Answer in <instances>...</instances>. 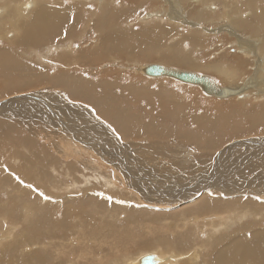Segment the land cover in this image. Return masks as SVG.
I'll return each instance as SVG.
<instances>
[{"label":"rangeland","instance_id":"1","mask_svg":"<svg viewBox=\"0 0 264 264\" xmlns=\"http://www.w3.org/2000/svg\"><path fill=\"white\" fill-rule=\"evenodd\" d=\"M160 1L162 0H156L154 1L153 4L148 3L144 5L141 2V0H120L119 3H115L114 5H112L114 9L112 7H109L110 9L106 8L104 15H101V12L98 13L99 15L94 14V16H92L91 14L87 15L85 13H82L81 16L83 17H81L80 15L77 16V17L80 16L81 19L77 17L74 19L75 29H73L74 27L72 28L74 32H72L71 30L72 33L69 34L71 35V37H68L66 39L67 37L66 36L65 38L59 41L58 40L56 41L50 40L46 42L42 41L41 46L38 47L39 49L36 47L35 49L31 48L32 50L29 49V51H26L20 49L14 43V45L10 47L11 49V51L9 52L10 54L8 53L9 55L6 54L5 56L0 57V102L16 94H32L34 92L35 93L37 92L40 95H42V93L45 95V92H50V95L53 96L55 95V93H59L58 96L60 97V99L65 100L67 104L72 105L74 103L73 106L76 105L79 108L81 107V109L86 113L87 112L89 113L91 111L90 114H85V115L91 117L93 122L99 124V126L93 129V131L97 130L100 134V136H96V137H98L100 140L110 145V148L114 149V151L117 152L119 155H122L124 153V155L122 156L125 157V161H129L128 159H130L131 162H133L131 165L127 164L128 171H131V173L134 170L139 171L140 167H138L139 165L137 164V161H135L134 163V156L136 157L139 156L138 158L142 159V161L145 160L144 162L140 161L141 162L140 166H143L142 164L146 165L144 166L146 168L140 169V171H142L141 173L143 175L145 174L144 176L148 177L149 179L156 181L157 184L159 183L160 187L162 184V182H160L161 179L163 177H166L163 178L164 182H169L173 187H175L176 188L175 192H177L180 189L182 191V188H188V189L185 192H181L182 194L176 195L175 197L172 196L171 198L170 197L162 198L161 196L162 187L157 188L158 192H153L151 191V189H149L148 185L145 183V188L148 187L147 189L150 190V191L147 190L149 193L147 191H142V190L138 192L136 188L131 186L133 185L134 180L128 177L129 174L126 172V170L123 169L124 167L120 165L119 163L120 161L115 162L113 160H109L115 163L114 164L103 163L101 159L98 158L97 155L91 149H87V147L85 146H81L82 148L80 147L83 154H80V156H78V154H76L75 151L73 150V144H69V141L67 139H64L63 135H60L59 132L57 138L55 139L56 136L54 135H57L55 133L57 130H55L52 126L51 127L49 126V129L43 128L40 131V129L36 128L35 130L34 126H31L32 122L34 124V121L32 120L30 124V118H26L22 120V118L19 119L17 117L9 118V117L1 116L0 117V163H1L0 166V232L1 233L0 235H6V236L11 235L12 238H10L7 241L8 243L5 242L0 247V264H22V263L48 264V262L50 264H61V263L81 264L82 262L75 263L76 260L75 258L79 256L81 249L80 245L83 243V241L87 242L86 244L85 243L84 244L88 246L87 249H89L91 252L92 251L94 252L96 250L95 248H97V250L99 251L100 244H103L101 254L104 257V259L103 262H101L102 264H106L107 260L109 261L111 259L116 260L115 263L118 262V264H121L122 260H125L124 262L125 264H127L131 260H134L137 257H139V254L140 255L143 254L145 256L146 255L151 256V252L157 253L160 256L163 255L164 257L168 258L173 251H177V253L180 254V255L178 254V256L180 257L182 256V258H180L176 262H171V264L215 263L216 250L214 248V243L217 237L209 238L205 236L206 232L204 233L203 231L199 233L200 235L198 234L199 235L198 237L197 235H195L196 234L195 231H191L190 229H182L175 231L174 233H172L173 232L172 229H168L170 218L172 220V218L174 217L175 218L180 217V215L182 214L181 212L182 211L184 212L185 210L198 211L197 209L201 208L204 205L206 199H208V197L210 196L209 194L211 193L214 194L216 192V189L214 188L213 189L210 188L211 190L209 189L208 186L211 183L208 185V182L207 183L204 182L207 184V185L204 184L205 185L204 187L205 188L208 187V188L204 189L203 192L201 191V189H203L202 188L203 185H200L201 183H203V181H208L209 179H210L209 181H211L214 174L216 176L215 178H213L212 182L216 180V177L217 180L225 179L227 182L229 181L231 183H234L236 181L235 183L237 184L239 183L240 185L238 187L240 189L237 190L243 191L242 190L243 187L245 190L248 191L247 194L241 192L238 193L239 191H234L230 193L231 195L228 194L229 196L227 195L225 196L224 194L217 192L220 195V197L219 196L216 197L217 204L220 205L223 203V205H226V207L229 208L230 211L232 212L241 211V208L245 210L249 209L248 211L250 213L261 211L262 215H260V217L259 216L257 217V220H260L261 223L257 222V220H255L254 223L253 221H251L252 218L244 221V223L248 226H251L252 224L253 226L256 225L257 227L254 226L255 228H261V229L264 228V217H263L264 216V202H263L264 185L261 186L260 183L257 182V180L262 179L264 177L263 174L264 163L262 162V160L264 159L262 156H260L259 159H257L255 156L257 160L255 158L253 159L252 157H250L251 153H249V151L245 148V147L250 148V145L246 143L235 145L234 150L233 148L228 149L230 144L238 140L253 139V138L258 140L264 139V104H263L264 99L259 98L258 100L255 97H253L252 95L254 94L255 90L250 89L247 92V94H250L252 92L251 96L242 98L245 101H243L242 99H238L236 97L223 98L221 99L222 100L221 101L220 99L217 100V98L213 96H209V95L206 96V94L197 85H191L186 83L184 84L172 78L148 77L143 73L141 74L140 71L139 72L137 71L141 67L148 65H161V66L164 65L173 68L175 70H179V71L188 70L187 72L192 71L195 74H199L200 76L201 75L207 76L213 79L216 84L218 83L219 85H221L223 83L219 82V78L218 76H216L214 72L210 70L207 71V69L203 70L204 68L201 66L203 65L211 66L212 64H224V65L229 64V66L233 64L231 66H234L238 62H241L242 59L244 58V60L246 59L249 60L248 65L250 66H248L246 63V68L248 69V72L251 71L252 73L250 72V74H248V72H246L247 69L245 68V64L242 66L245 69L242 67L240 68L238 67V68L240 69V72L242 73L243 71L242 74H244V76L241 74V78L249 79L254 76L253 74H255L254 71L255 67H253L254 65L253 66L251 65L254 64L253 59L251 57L248 58L247 56H245V54L238 53L237 52L238 49L232 50L233 47L231 45H230L231 49L228 48V45L225 48L224 45L226 43H231V42L233 43L235 42V39H231V37H226L227 36L226 34L217 36L214 34L212 35L206 33L201 30L200 32H203L206 35V38L211 37L213 41L208 43L205 38V41L202 44L205 47L201 50H197L196 52L195 46H193L191 42L180 38L181 36L178 38V34L182 35V37L183 35H185V37L191 36L189 35V33H187L186 30L187 29L195 30V28L199 27V25H197L198 23L196 24L195 27L192 28L188 26V24H186V22H184L182 19L179 20L176 18L173 19L168 18V20L167 19L165 20L164 16L152 18L154 16V14L152 13L161 14L162 12H169L171 8V5L166 1L164 2H160ZM180 2L182 3L183 1L177 0L173 2L175 6L173 7L172 10L174 11L178 10L177 14L174 15L177 17L180 16V12H179V7H177L176 5L178 3L180 4ZM160 7L162 10L158 12ZM187 7L189 6H183L182 9L184 10L181 11L184 12L189 11ZM89 10H93V9L90 8ZM126 10H129V13L126 12ZM191 12L193 11L191 10L190 13ZM115 13L120 14L119 15L120 21L114 16ZM90 17L92 18V20ZM113 17H115V19ZM87 18L88 19L90 18L91 22L85 20ZM187 19L188 18H186L185 20ZM169 20H171L172 22ZM219 20L220 19H217L216 21ZM86 21L88 23H86ZM85 24H88V28H87L88 30L86 32H88L89 35L86 33L87 36L84 35L85 36L84 38L80 35V31H83L82 27H84ZM99 25H104L103 34H106L110 29V30H115L118 33V35L122 37V39L119 41L116 47L108 45L107 48V46L104 47L103 44H101L99 39V34H100ZM175 25L179 28H177ZM160 27L161 29L162 28L170 29L172 31V34L169 35L171 33L170 32L164 36L157 37L153 33L152 35L150 34V32H147L148 34L146 33V31H149V29L154 30L153 31L154 33L160 32L158 30ZM215 27L216 26H213V28ZM175 28L178 29V34L175 31L176 30ZM129 32H133L134 34L133 33L131 34ZM4 33L8 37H10L12 36L11 34H13V31L8 30L7 32ZM87 37H89L90 39L87 40ZM73 38H75V40ZM64 41L65 43L63 44ZM5 43L6 41L0 40V48L2 47L6 48L7 45H9ZM140 43L143 44V46L140 45ZM220 43L223 44H221L220 46L219 45ZM208 45L212 49L209 48L208 50H206V48L209 47ZM69 46L71 48H74L75 51L80 47L79 50H81V53L79 54L73 52L72 54H77L75 55L77 57H75L72 54H68V52L62 51V55L54 59L53 56H56V54L53 52L56 49L68 50L70 49ZM140 46H142L143 48ZM51 47L53 48L51 49ZM55 47L57 48L55 49ZM94 48L95 51L93 50ZM215 48L217 50H214ZM126 50L128 51L126 52ZM186 50H187V53H185L186 55L188 54L189 50L192 51V54L189 51V55L190 56L192 55V57L189 58L190 60H193L194 63V64H189L192 67L189 65L181 64L182 57L177 56V54L183 55L184 51L186 52ZM11 52L14 53L12 54ZM35 52H37L38 54H34ZM161 53L162 54L165 53V55H168V57L165 55H162L163 56L162 57ZM108 56H110L111 58ZM239 56L240 57L243 56V57L240 58ZM217 58H219L220 60L218 59L219 60L218 61ZM234 58L236 59L240 58V59L236 61L234 60ZM53 59L57 61L58 66L57 65L54 66L55 61ZM101 59L102 62L100 61ZM90 60L91 62L89 63ZM214 60H216L217 62L215 63ZM221 61L224 62L222 63ZM231 61H233L234 63H231ZM68 63H76V64L72 66H68ZM35 71L38 73H36ZM60 74H64L63 80H65L66 85H68L69 83V88H66V86H64L63 84H59L60 79L58 75ZM247 74L249 76H247ZM53 78L56 79V81ZM154 78H156V80ZM241 78L240 79L238 78L237 82L234 80V87L238 88V86L240 85L239 84L240 80H244ZM76 79L78 80L81 79L80 81L82 87H84L85 91L88 94H91L94 98L103 96L106 97L110 102L112 101L111 104L113 106L115 105L114 108L116 109L118 115L124 116L125 114L126 116L130 117L132 121H135L137 119L138 120V121L136 120L137 123H139V121L140 123H144L145 121L150 120V123H157L162 128L166 126L167 127L161 130H155L154 132H150L152 134L150 133L147 134V132L145 133V131H142L144 133L137 132V133H133L132 135L130 134L132 137L130 135H127V137L126 135H121L120 132L122 130H120V122L112 119V117L111 118L108 117L106 115L107 113L100 111L102 109V106L97 107L92 102L86 100H83L84 101L83 102L82 99L72 96L73 94L70 93L69 91L71 87L70 83H72L73 81L76 83L77 82ZM104 80L107 81V84ZM99 81L100 83L97 84V82ZM120 88L122 89L120 90ZM25 106H27L28 108L30 107V109H32L30 104H25ZM97 108L98 109L101 108V109L97 110ZM118 108L121 111H124V113L121 112L120 110L118 111ZM120 112L123 115L120 114ZM191 115L192 117L194 116V119L190 117ZM197 116H199L198 119ZM157 117L160 118L158 119ZM93 118H95V121L93 120ZM180 118L183 120V123ZM93 122L88 121V124L91 127H93L94 126ZM148 122H145V124H147ZM194 122L195 124H193ZM174 124H175V129H174ZM176 124L179 125L177 126ZM107 125L108 126L110 125L111 127H108ZM203 125H206L205 127L207 126L208 127L204 128ZM43 126L45 127V124ZM115 126L118 129H116ZM57 127H59V125H57ZM113 129H116L115 131L116 134L115 132L112 131ZM186 130L188 132H186ZM173 132H175V134ZM188 133L191 135H189ZM38 134L39 135L42 134L41 137ZM182 134L185 135L183 136ZM260 134H262L263 136ZM145 135H147L148 137ZM50 136L53 137L51 138ZM111 137L113 138L111 139ZM186 137L188 139H186ZM36 138H40L41 140ZM45 140L47 141L49 140L48 142L50 144ZM151 142L153 144H151ZM173 143L174 145H172ZM210 143H213L214 145ZM210 146H211L210 148L211 151H209L208 148ZM179 147L181 148L182 152L180 151ZM214 147L216 148L217 152H215L216 150L214 149ZM223 148L228 149L229 151H226L227 153L225 155L223 154L222 156L221 154L219 156V153H221L222 150H224ZM124 149L126 150L124 151ZM206 149L208 151H206ZM196 151H197V155H196ZM187 152H190L189 157L188 155H184ZM62 155L65 157H63ZM216 155L219 157H216ZM73 156L74 158H72ZM126 156L128 157L126 158ZM206 156L208 158H206ZM210 157L213 159H211ZM82 159L85 163L79 161ZM194 159L197 163L194 161L192 162V160ZM210 159L214 161V163L211 162ZM76 160L78 161L76 162ZM202 160L203 161L205 160V162L207 160L206 162L207 165L205 162H204L205 164L201 162ZM248 160L252 165H254L253 173L249 172V174L248 173L242 174L240 173V171L234 170L232 166L234 162H238L237 164L238 167L239 166L245 167L244 164H246L245 162H247ZM15 161L17 165L16 163H14ZM199 161L200 164L202 163L203 165L201 164L199 166L198 163ZM79 162L82 163L84 166L82 164L80 166ZM227 162L231 163L232 165H230ZM68 163H70L71 165ZM98 163H100L102 166V169L100 170L96 168L98 166ZM220 163L222 166H220ZM186 164H188V166ZM68 167L71 168L68 169ZM181 167L182 169H180ZM200 167L201 168L206 167L205 168L206 170L204 168L201 170ZM214 168L215 169L217 168L216 169L217 171ZM35 170L38 171V175L37 176L31 175L27 177L28 182L21 183L20 179H17V177L21 175L23 172L25 173L24 175H26L28 174L27 172L35 171ZM195 170L199 172H196ZM208 170L209 173H207ZM224 170L227 172H225ZM191 171H194L195 173ZM6 174H9V180L4 179ZM164 174H166V176H163ZM236 175H238L239 177ZM203 177L206 178L203 179ZM166 179L169 181H165ZM88 180L90 181L89 183H87ZM30 181L32 183H30ZM252 181H255V183H250ZM195 182L200 186L198 187V185ZM29 185L33 186L31 187V189L32 188L35 189V187L37 186L36 190L39 191L40 193L33 189L30 190ZM87 185L88 187H86ZM39 186H41V188ZM26 188L28 189V191ZM255 189L260 190V192L258 191L259 192L258 194L260 195L254 192ZM192 190H194V192H189ZM16 191H18L17 194ZM133 191L138 192L137 196L131 194ZM41 193H43L42 196H40ZM44 196H47L48 199L45 200ZM13 197L16 198L14 199ZM56 198L59 200L61 199L60 202ZM121 200L125 203L122 204ZM231 202L234 205L230 206ZM250 203H252L253 206ZM254 205H257V207ZM67 211L70 212L68 213ZM135 212L137 213V215ZM115 213L117 215V218H112L111 216H114ZM82 214H84V216ZM59 215L65 216V221H63L62 224L58 225L60 227L55 225L57 220L56 216ZM78 215L84 217L86 222L88 221V225L87 223H84L83 226H81V228L80 226H75L74 223L78 221V218L82 220V218L79 217ZM138 215L140 217H138ZM207 216L209 215L206 214L202 215L203 218ZM237 227H235V230L239 228ZM13 229L15 232H13ZM78 232L80 233V235L78 234ZM22 233H24V235H22ZM41 233L43 234V236ZM181 233H185V235H182ZM47 234L49 236H47ZM78 235L81 237H79ZM78 237L81 239H79ZM48 238L50 239L48 240ZM198 238L200 241L198 240ZM78 239L80 240L79 242ZM194 240L195 242H193ZM208 241H212V242H208ZM206 242H208V244H206ZM36 243H39V245L40 244L41 245L39 246ZM9 245L12 247H9ZM23 245L26 246L24 247ZM209 245L212 246L210 247ZM197 247H204L203 250L205 251H200L199 248ZM38 248L41 251L40 250L38 251ZM187 250H189L188 253L186 252ZM193 250H196L197 254L199 255L197 260H193L192 262H190L189 259L186 257V255L190 254ZM61 251L63 252L62 255L58 256V253L61 254ZM67 251L69 253L68 255H67ZM33 252L36 255H34ZM46 252L47 254H45ZM97 254L98 253L96 252L94 256ZM118 255L120 258L118 257ZM31 258H33L32 261ZM38 258H40L39 261ZM29 259L31 263L29 262ZM126 259L128 260V262H126L127 261ZM90 263L91 260H89L84 264H90Z\"/></svg>","mask_w":264,"mask_h":264},{"label":"bare ground","instance_id":"2","mask_svg":"<svg viewBox=\"0 0 264 264\" xmlns=\"http://www.w3.org/2000/svg\"><path fill=\"white\" fill-rule=\"evenodd\" d=\"M154 1L156 0H141V2L145 5V4H153ZM166 1L167 3H169L171 5V8L169 10V12H162L160 13H152L154 14V16L152 18L155 17H160V16H164L165 20L168 18L173 19H179V20H183L184 22H186V24H188V26L190 27H195L196 24L199 25L198 28H195V30H186L187 33H189V35L191 36H187L185 37V35H180L178 34V29L179 27L175 28L177 34H178V38H182L185 39L189 42H191L193 44V46H195V50L197 52V50H201L203 49L205 46H203L202 44L205 41L206 35L201 31H204L206 33L209 34H214L217 36L220 35H227L226 37H231V39H235V42H231V43H226L224 46L226 48V46L228 45V48H230V45L233 47L232 50L234 49H238L237 52L240 54H245V56H247L248 58L251 57L253 59L254 64H251L253 67H255L254 71L255 74H253L254 76L249 78V79H244L241 78V74L240 72V67H242L245 64V68H246V63L247 65L249 64V60H244V58L242 59L241 62H238L236 65L231 66L233 64H231L229 66L228 65H224V64H212L211 66H201L204 69L203 70H210L212 72H214L216 74V76H218L219 78V82L223 83L221 85H219L218 83L216 84L215 81L207 76H202L205 77L208 82H209V86L207 87V95L209 96H213L215 98H217V100H221L223 98H229V97H236L238 99H242L245 98L247 96H251L250 94H247V92L250 89H254V94L252 95L253 97H255L256 99L259 100V98H263L264 99V0H182L184 4H182L180 2L176 5L177 7H179V12H180V16H174L177 14V11L172 10L173 7L175 6L173 2L177 1V0H162L160 2H164ZM120 0H0V40L6 41L7 47H2L0 48V57L5 56L6 54H8L11 49L10 47H12L14 45V43L23 50L29 51V49L33 48L35 49L36 47L38 48L39 46H41V42L42 41H50V40H62L63 38L66 39L68 37H71V35H69L70 33L74 32L73 29H75V24H74V19L78 16V15H82V13L85 14H91L92 16H94V14H98L101 12V15L105 14V9L112 7V5H114L115 3H119ZM142 4V5H143ZM166 5V4H165ZM163 6V5H162ZM183 6H189L187 7V9L189 11H181L184 10L182 9ZM116 7V6H115ZM90 8H92L93 10H89ZM113 8V7H112ZM163 8V7H162ZM176 8V7H175ZM29 9V10H28ZM110 9V8H109ZM114 9V8H113ZM129 9V8H127ZM165 9V8H164ZM161 7L159 8L160 12ZM193 11L190 13V11ZM107 11V10H106ZM126 12L129 13V10H126ZM151 14V15H152ZM84 15V14H83ZM99 15V14H98ZM120 14L115 13L114 16L119 20L120 19ZM128 15V14H127ZM131 15V14H130ZM179 15V13H178ZM77 17V18H80ZM86 16V15H85ZM84 16V17H85ZM96 16V15H95ZM83 17V16H81ZM89 17V16H87ZM115 17H113L115 19ZM126 17V16H125ZM131 17V16H130ZM86 18V17H85ZM91 18V17H90ZM90 18L85 19L90 21ZM186 18H188L187 20H185ZM220 19L219 21H216L217 19ZM81 19V18H80ZM84 19V18H83ZM92 20V18H91ZM115 21V20H114ZM120 21V20H119ZM130 21V19H129ZM159 21V20H157ZM171 21V20H169ZM172 22V21H171ZM86 23H88L86 21ZM178 23V22H177ZM148 26V25H147ZM204 26V27H203ZM208 26V27H207ZM213 26H216L215 28H213ZM74 27V28H73ZM123 27V26H122ZM182 27V26H181ZM73 28V29H72ZM88 24H85L84 27H82L83 31H80V35L82 37L85 38L84 35H86V33L88 34V32H86L88 29ZM114 28V27H113ZM170 28V27H169ZM185 28V27H183ZM94 29V28H93ZM103 29H104V25H99V39L101 44H103L104 47L108 45L110 46H115L119 43V41L122 39V37H120L118 35V33L115 30H108V32L106 34H103ZM121 29V28H120ZM8 30H12L13 34H11L12 36L8 37L4 32H7ZM72 30V32H71ZM160 32H153L154 30L149 29L150 34L152 35L155 34L157 37L160 36H164L167 33H170L169 35L172 34V31L170 29L167 28H162L161 27L158 29ZM77 33V32H76ZM129 33H133V32H129ZM134 34V33H133ZM148 34V33H147ZM89 35V34H88ZM87 36V35H86ZM176 36V35H175ZM154 37V35H153ZM152 37V38H153ZM169 37V36H168ZM171 37V36H170ZM173 37V36H172ZM224 37V36H222ZM79 38V36H78ZM75 40V38H73ZM90 39L89 37H87V40ZM170 39V38H169ZM215 39V36H214ZM153 40V39H152ZM206 41L208 43L212 42L213 39L211 37L206 38ZM217 41V40H216ZM13 42V43H10ZM96 42V41H95ZM153 42V41H152ZM182 42V41H181ZM5 43V44H6ZM65 43V41L63 42V44ZM146 43V42H145ZM173 43V42H172ZM177 43V42H176ZM180 43V42H179ZM152 44V43H151ZM178 44V43H177ZM181 44V43H180ZM184 44V43H182ZM220 43L219 45L221 46ZM76 45V44H75ZM138 45V44H137ZM140 45L143 46V44L140 43ZM146 45V44H145ZM212 45V44H211ZM82 46V45H81ZM140 46V47H142ZM209 46V45H208ZM213 46V45H212ZM215 46V45H214ZM223 46V47H224ZM70 47V46H69ZM102 47V46H101ZM168 47V46H167ZM177 47V46H176ZM183 47V46H182ZM185 47V46H184ZM53 47H51L52 49ZM57 47H55L56 49ZM67 48V47H66ZM91 48V47H90ZM106 48V49H107ZM130 48V47H129ZM143 48V47H142ZM212 49L210 46L206 48V50L208 49ZM39 49V48H38ZM80 47L75 51L74 48L70 49H56L53 53L56 54V56H53L54 59H56L57 57L62 55V51L63 52H68V54H72L73 52L75 53H81V50H79ZM136 49V48H135ZM134 49V50H135ZM190 49V48H189ZM231 49V48H230ZM229 49V50H230ZM32 50V49H31ZM37 50V49H36ZM95 51V48L93 49ZM110 50V49H109ZM193 50V49H192ZM214 50H217L216 48ZM224 50V49H223ZM221 50V51H223ZM13 51V50H12ZM35 51V50H34ZM33 51V52H34ZM79 51V52H78ZM92 51V49H91ZM105 51V50H104ZM128 50H126L127 52ZM136 51V50H135ZM151 51V50H150ZM176 51V50H175ZM174 51V52H175ZM190 51V50H189ZM189 51L188 54L186 55L185 53H187L184 51L183 55L177 54L178 57H182L181 59V64H185V65H189V64H194L193 60H190L189 57H192V55H189ZM15 52V51H14ZM14 52H11L12 54ZM38 52V51H37ZM37 52H35L34 54H38ZM40 52V51H39ZM51 52V50H50ZM192 54V51H190ZM236 52V53H237ZM106 53V52H105ZM130 53V51H129ZM150 53V52H149ZM152 53V52H151ZM173 53V51H172ZM177 53V52H176ZM220 53V52H219ZM10 54V53H9ZM8 54V55H9ZM86 54V53H85ZM160 54V53H159ZM53 55V54H52ZM73 56L77 55V54H72ZM102 55V54H101ZM165 55L161 53V56ZM232 55V54H231ZM31 56V54H30ZM64 56V55H63ZM70 56V55H69ZM97 56V55H96ZM168 57V55H165ZM164 56V57H165ZM175 56V55H174ZM42 57V56H41ZM65 57V56H64ZM77 57V56H75ZM103 57V56H102ZM105 57V56H104ZM110 57V56H108ZM163 57V56H162ZM223 57V56H222ZM240 57V56H239ZM243 56H241L240 58H242ZM45 58V57H44ZM52 58V57H51ZM92 58V57H91ZM111 58V57H110ZM173 58V56H172ZM189 58V59H188ZM195 58V57H194ZM233 58V57H232ZM238 58V56H237ZM239 58V59H240ZM246 58V57H245ZM53 59V60H54ZM60 59V58H59ZM71 59V58H70ZM113 59V58H112ZM163 59V58H162ZM161 59V60H162ZM166 59V58H165ZM170 59V56H169ZM178 59V58H177ZM192 59V58H191ZM219 58H217L218 60ZM225 59V58H224ZM223 59V60H224ZM239 59L234 58V60L238 61ZM64 60V59H63ZM96 60V59H95ZM180 60V59H179ZM197 60V59H196ZM220 60V59H219ZM218 60V61H219ZM251 60V59H250ZM39 61V60H38ZM48 61V60H47ZM51 61V60H49ZM54 66L57 65V61L54 60ZM81 61V60H80ZM79 61V62H80ZM102 62V59L100 60ZM166 61V60H165ZM195 61V60H194ZM200 61V60H199ZM215 63L217 62L216 60H214ZM36 62V61H35ZM88 62V61H86ZM91 62V60L89 61V63ZM115 62V61H114ZM168 62V61H167ZM222 62V61H221ZM224 62V61H223ZM222 62V63H223ZM34 63V62H32ZM77 63V62H76ZM76 63H68V66H72ZM83 63V62H82ZM110 63V62H109ZM108 63V64H109ZM199 63V62H198ZM214 63V62H213ZM231 63H234L233 61H231ZM79 64V63H78ZM115 64V63H114ZM86 65V64H85ZM90 65V64H89ZM58 66V65H57ZM81 66V65H79ZM108 66V65H107ZM114 66V65H113ZM142 66V65H141ZM165 68H168L170 70H175L173 68L167 67L162 65ZM191 66V65H189ZM250 66V65H248ZM251 66V67H252ZM112 67V66H111ZM123 67V66H122ZM139 67V66H138ZM137 67V68H138ZM192 67V66H191ZM232 67V68H231ZM239 67V68H238ZM46 68V67H45ZM140 68V67H139ZM142 68L138 69L137 71L142 74ZM244 68V67H242ZM244 68V69H245ZM243 69V70H244ZM247 69V68H246ZM118 70V69H117ZM242 70V69H241ZM59 71V70H58ZM188 71V70H187ZM30 72V71H29ZM36 72V71H35ZM190 72V71H189ZM192 72V71H191ZM248 72V69L247 71ZM251 71L248 72V74H250ZM38 73V72H36ZM35 73V74H36ZM42 73V72H41ZM65 73V72H64ZM194 73V72H192ZM252 73V72H251ZM68 74V73H67ZM66 74V75H67ZM246 74V73H245ZM247 74V76H249ZM37 75V74H36ZM40 75V74H39ZM46 75V74H45ZM199 75V74H197ZM244 76V74H242ZM143 76V75H142ZM200 76V75H199ZM242 76V77H243ZM51 77V76H50ZM59 79H60V83L59 84H63L64 86H66V88H69V83L68 85H66L65 80H63L64 78V74H60L58 75ZM77 77V76H75ZM149 77V76H148ZM162 78V76H159ZM79 78V77H78ZM165 78H171V77H165ZM244 79V80H240V85L238 86V88L234 87V80L237 82V79ZM54 79V78H53ZM142 79V78H141ZM153 79V78H152ZM156 80V78H154ZM173 79V78H172ZM41 80V79H40ZM56 81V79H54ZM53 80V81H54ZM77 82L75 83L74 81L72 83H70L71 87H70V93H72V96L78 97L79 99L86 100L89 102H92L93 104H95L97 107L98 106H102V109L100 111H103L105 113H107L106 115L108 117H112V119L117 120L118 122H120V130H122L120 132L121 135H132L133 133H137V132H142L145 131V133L147 132V134H149L150 132H154L155 130H161L163 128L166 127H160L157 123H150V120L145 121L148 122L147 124L144 123H137V121H132V119L128 116H126L124 114V116L118 115L116 109L114 108V106L111 104V102L103 96H99L94 98L91 94H88L85 91V88L82 87L81 85V79L78 80L76 79ZM86 80V79H85ZM159 80V79H158ZM164 80V79H163ZM166 80V79H165ZM175 80V79H174ZM44 81V80H43ZM105 81V80H104ZM178 81V80H177ZM70 82V81H69ZM107 84V81H105ZM180 82V81H179ZM83 83V82H82ZM100 83L97 82V84ZM109 83V82H108ZM183 83V82H181ZM122 84V83H121ZM185 84V83H184ZM187 84V83H186ZM77 85V86H76ZM93 85V84H92ZM117 86V85H116ZM190 86V85H189ZM225 86V87H224ZM228 86V87H226ZM63 87V86H62ZM86 87V86H85ZM233 87V88H231ZM113 88V87H112ZM111 88V89H112ZM107 89V88H106ZM122 88H120L121 90ZM131 89V88H130ZM118 90V89H117ZM119 90V91H120ZM139 90V89H138ZM44 92V91H43ZM62 92V91H61ZM113 92V91H112ZM69 93V92H68ZM53 94V93H52ZM62 94V93H61ZM108 94V93H107ZM111 94V93H110ZM204 94V93H203ZM24 95H29V98H24ZM59 93H55V95H50V92H45V95L42 93V95L38 94L37 92L32 93V94H16L12 97H9V99H4L3 101L0 102V117L4 116V117H9V118H22L26 119V118H30V124L31 121H34V124L32 122L31 126H34V129H49V126L53 127L55 130H57L55 133L57 135L55 139L57 138L58 134L60 133V135H63L64 139H67L69 141V144H73V150L75 151L76 154H78V156H80V154H83V152L81 151V146H85L87 147V149H91L98 158L101 159V161L103 163H110V164H114L115 162H119L120 165H122L124 168V170H126V172L129 174L128 177H130L132 180H134L133 185H131L132 187L136 188V190L139 191H147L148 187L149 189H151V191L153 192H158L157 188L160 187L159 183L157 184L156 181L149 179L148 177L144 176L140 171V169L146 168L144 166V164H142L143 166H140L142 159L134 156V163L135 161H137V165L139 168V171L134 170L132 173L131 171L127 170V164L131 165L133 162H131L130 159H128L129 161H125V157L122 156L124 155V153L122 155H119L117 152L114 151V149L110 148V145H108L107 143L103 142L102 140H100L98 137L96 136H100L99 132L97 130H94L97 126H99L98 123L93 122L91 117H88L85 114H90V112L86 113L84 112L81 107H77L76 105L73 106L70 104H67V102L65 100L60 99V97L58 96ZM218 95H225L224 97H219ZM63 98V97H62ZM71 98V97H70ZM111 99V97H110ZM183 99V97H182ZM130 100V99H129ZM156 100V99H155ZM243 100V99H242ZM261 100V99H260ZM85 101V102H86ZM222 101V100H221ZM241 101V100H240ZM245 101V100H243ZM257 101V100H256ZM84 102V101H83ZM249 102V101H247ZM253 102V101H252ZM262 102V101H261ZM137 103V102H136ZM263 103V102H262ZM25 104H30V106L32 107V109H30V107L28 108L27 106H25ZM264 104V103H263ZM94 105V106H95ZM83 106V104H82ZM46 109V110H45ZM97 108V110H99ZM120 109L118 108V111ZM44 111V113H43ZM121 111V110H120ZM138 111V110H137ZM124 113V111H121ZM120 112V114H122ZM165 114V112H164ZM185 114V113H184ZM192 114V113H191ZM83 117H82V116ZM123 115V114H122ZM138 115V114H135ZM174 115V114H173ZM172 115V116H173ZM186 115V114H185ZM194 115V114H193ZM91 116V115H89ZM136 117V116H135ZM178 117V116H177ZM192 117V115L190 116ZM199 116H197L198 119ZM149 118V117H148ZM158 118V117H157ZM160 118V117H159ZM158 118V119H159ZM166 118V117H165ZM188 118V117H187ZM169 119V118H168ZM173 119V118H170ZM175 119V118H174ZM181 119V118H180ZM192 119H194V116L192 117ZM200 119V118H199ZM5 120V119H4ZM93 120L95 121V118H93ZM111 120V119H110ZM157 120V119H156ZM155 120V121H156ZM162 120V119H160ZM182 120V119H181ZM2 121V120H1ZM88 121L93 122V127H91L88 124ZM97 121V120H96ZM99 121V120H98ZM108 121V120H107ZM144 121V119H143ZM152 121V120H151ZM158 121V120H157ZM164 121V120H163ZM176 121V120H175ZM202 121V120H200ZM8 122V121H7ZM12 122V121H11ZM101 122V121H100ZM105 122V120H104ZM162 122V121H161ZM165 122V121H164ZM173 122V121H172ZM179 122V121H178ZM13 123V122H12ZM17 123V122H16ZM20 123V122H19ZM23 123V122H22ZM28 123V122H27ZM177 123V122H176ZM183 123V120H182ZM185 123V122H184ZM201 123V122H200ZM45 124V127L43 126ZM101 124V123H100ZM163 124V123H162ZM195 124V122L193 123ZM10 125V123H9ZM57 125H59V127H57ZM177 125V124H176ZM179 125V124H178ZM177 125V126H178ZM47 126V127H46ZM101 126V125H100ZM108 126V125H107ZM204 128L206 125H203ZM17 127V126H16ZM109 127V126H108ZM190 127V126H189ZM188 127V128H189ZM116 129H118L115 126ZM173 128V127H171ZM186 128V127H185ZM203 128V127H202ZM22 129V128H21ZM24 129V128H23ZM115 129V130H116ZM169 129V128H168ZM174 129H175V124H174ZM177 129V127H176ZM184 129V128H183ZM181 130V129H180ZM189 130V129H188ZM206 130V129H205ZM204 130V131H205ZM28 131V130H27ZM113 131V130H112ZM169 131V130H168ZM174 131V130H171ZM193 131V130H192ZM195 131V130H194ZM203 131V130H202ZM22 132V131H21ZM59 132V133H58ZM109 132V131H108ZM118 132V131H117ZM159 132V131H158ZM178 132V131H177ZM186 132H188L186 130ZM11 133V132H10ZM112 133V132H111ZM144 133V132H142ZM160 133V132H159ZM158 133V134H159ZM166 133V132H164ZM169 133V132H168ZM175 134V132H173ZM192 133V132H191ZM33 134V133H32ZM116 134V132H115ZM141 134V133H140ZM152 134V133H150ZM161 134V133H160ZM189 134V133H188ZM39 135V134H38ZM42 134H40L39 136L41 137ZM108 135V134H107ZM110 135V133H109ZM130 135V136H131ZM165 135V134H164ZM163 135V136H164ZM177 135V133H176ZM175 135V136H176ZM183 135V134H182ZM185 135V134H184ZM183 135V136H184ZM191 135V134H189ZM262 135V134H260ZM34 136V135H33ZM36 136V135H35ZM112 136V135H111ZM129 136V138H130ZM147 136V135H145ZM155 136V135H154ZM168 136V135H167ZM170 136V134H169ZM174 136V135H172ZM171 136V137H172ZM188 136V135H187ZM196 136V135H195ZM198 136V135H197ZM263 136V135H262ZM261 136V137H262ZM43 137V136H42ZM51 137V136H50ZM53 137V136H52ZM51 137V138H52ZM109 137V136H108ZM114 137V136H113ZM111 137V139L113 138ZM125 137V136H124ZM132 137V136H131ZM148 137V136H147ZM159 137V136H158ZM178 137V136H177ZM191 137V136H190ZM45 138V136H44ZM117 138V137H116ZM115 138V139H116ZM151 138V137H150ZM149 138V139H150ZM160 138V137H159ZM165 138V137H164ZM167 138V137H166ZM192 138V137H191ZM194 138V137H193ZM200 138V137H199ZM36 139H40V138H36ZM47 139V138H46ZM54 139V138H53ZM61 139V137H60ZM63 139V141H64ZM102 139V138H101ZM118 139V138H117ZM161 139V138H160ZM184 139V137H183ZM186 139H188L186 137ZM185 139V140H186ZM197 139V138H195ZM41 140V139H40ZM104 140V139H103ZM155 140V139H153ZM162 140V139H161ZM184 140V141H185ZM190 140V139H189ZM243 140H251L254 142L253 146H250V148L245 147L249 153H251L250 157H252L253 159L256 158L259 159L260 156L263 157L264 159V146H261L264 144V139L258 140V139H242V140H238V141H243ZM263 140V141H262ZM47 141V140H45ZM49 141V140H48ZM47 141V142H48ZM59 141V140H58ZM118 141V140H116ZM150 141V140H149ZM152 141V140H151ZM187 141V140H186ZM198 141V140H197ZM46 142V143H47ZM60 142V141H59ZM58 142V143H59ZM127 142V141H126ZM147 142V141H146ZM156 142V141H155ZM188 142V141H187ZM205 142V141H204ZM217 142V141H215ZM41 143V142H40ZM44 143V142H42ZM49 143V142H48ZM62 143V142H61ZM66 143V142H65ZM119 143V142H117ZM121 143V142H120ZM130 143V142H128ZM145 143V142H144ZM157 143V142H156ZM176 143V142H175ZM219 143V142H218ZM28 144V143H27ZM50 144V143H49ZM113 144V143H112ZM127 144V143H126ZM151 144H153L151 142ZM158 144V143H157ZM181 144V142H180ZM212 145H214L213 143H210ZM216 144V143H215ZM244 144V143H243ZM114 145V144H113ZM174 145V143L172 144ZM193 145V144H191ZM190 145V146H191ZM228 145V144H227ZM240 145V144H239ZM47 146V145H46ZM65 146V145H63ZM127 146V145H126ZM216 146V145H215ZM230 147L228 149H235L234 145H229ZM243 146V145H241ZM245 146V145H244ZM6 147V145H5ZM27 147V146H26ZM37 147V146H36ZM41 147V146H40ZM43 147V146H42ZM52 147V145H51ZM56 147V146H55ZM62 147V145H61ZM69 147V146H68ZM81 147V148H80ZM117 147V146H116ZM130 147V145H129ZM45 148V147H44ZM57 148V147H56ZM66 148V147H65ZM126 148V147H125ZM180 148V147H179ZM178 148V149H179ZM209 151L211 146L208 147ZM54 149V148H53ZM85 149V148H84ZM161 149V148H159ZM163 149V148H162ZM195 149V148H194ZM198 149V148H197ZM205 149V148H204ZM214 149L216 150V148L214 147ZM224 149V148H223ZM228 149H224L222 150L221 153H219V156L222 154L225 155L227 152L229 151ZM27 150V149H26ZM45 150V149H44ZM51 150V148H50ZM65 150V149H64ZM68 150V149H67ZM83 150V149H82ZM126 149H124L125 151ZM186 150V149H184ZM237 150V149H236ZM43 151V150H42ZM49 151V150H48ZM55 151V150H54ZM129 151V150H128ZM159 151V150H158ZM157 151V152H158ZM179 151V150H178ZM181 151V148H180ZM193 151V150H192ZM204 151V150H203ZM202 151V152H203ZM206 151H208L206 149ZM219 151V150H218ZM232 151V150H231ZM34 152V151H33ZM52 152V150H51ZM73 152V151H72ZM87 152V151H86ZM137 152V150H136ZM182 152V151H181ZM201 152V151H198ZM205 152V151H204ZM214 152V151H213ZM217 152V150L215 151ZM244 152V151H243ZM38 153V152H37ZM41 153V152H40ZM67 153V152H66ZM146 153V152H145ZM156 153V152H155ZM207 153V152H206ZM230 153V152H229ZM228 153V154H229ZM232 153V152H231ZM238 153V152H237ZM58 154V153H57ZM93 154V153H92ZM126 154V153H125ZM150 154V153H149ZM161 154V153H160ZM184 154V153H183ZM182 154V155H183ZM208 154V153H207ZM206 154V155H207ZM242 154V153H241ZM35 155V154H34ZM137 155V154H136ZM164 155V154H163ZM184 155H188V157L190 156V152H187ZM196 155H197V151H196ZM243 155V154H242ZM241 155V156H242ZM248 155V154H247ZM30 156V155H29ZM36 156V155H35ZM63 156V155H62ZM208 156V155H207ZM206 156V158H208ZM216 155V157H219ZM233 156V155H232ZM240 156V157H241ZM65 157V156H63ZM69 157V156H68ZM128 156H126L127 158ZM185 157V156H184ZM192 157V156H191ZM238 157V156H237ZM243 157V156H242ZM15 158V157H14ZM74 158V156L72 157ZM78 158V157H77ZM144 158V157H143ZM196 158V157H193ZM192 158V159H193ZM211 158V157H210ZM227 158V155H226ZM230 158V157H229ZM255 158V159H256ZM11 159V158H10ZM63 159V158H62ZM148 159V158H147ZM213 159V158H211ZM210 159L211 162L214 163V161H212ZM232 159V158H231ZM244 159V158H243ZM256 159V160H257ZM20 160V159H19ZM23 160V159H21ZM71 160V159H70ZM99 160V159H98ZM109 160H113L115 162L109 161ZM144 160V159H143ZM174 160V159H173ZM215 160V159H214ZM217 160V159H216ZM223 160V159H222ZM241 160V159H240ZM65 161V160H63ZM74 161V160H72ZM78 160H76L77 162ZM80 162H84L83 159L79 160ZM100 161V160H99ZM145 161V160H144ZM142 161V162H144ZM196 162L195 159L192 160V162ZM209 161V163H210ZM235 161V160H234ZM242 161V160H241ZM3 162V161H2ZM75 162V163H76ZM79 162V163H80ZM150 162V161H148ZM180 162V161H179ZM201 162H205V160L201 161ZM207 162V160H206ZM205 162V163H206ZM216 162V161H215ZM233 162V161H232ZM245 162V161H244ZM262 162L264 163V160H262ZM16 163V161L14 162ZM65 163V162H64ZM74 163V162H73ZM80 163V166L81 164ZM85 163V162H84ZM197 163V162H196ZM199 166L202 164H200V161L198 162ZM204 163V164H205ZM222 163V162H221ZM220 163V166H222ZM225 163V161H224ZM229 163V162H227ZM246 164H244L245 167L243 166H237L238 162H234L233 165L231 163H229L230 165L233 166L234 170H238L240 171V173L242 174H246L249 172L253 173V168L254 165H252L249 160L247 162H245ZM262 163V165H263ZM70 164V163H68ZM109 164V165H110ZM17 165V163H16ZM71 165V164H70ZM83 165V164H82ZM88 165V164H87ZM188 166V164H186ZM191 165V164H190ZM203 165V164H202ZM207 165V163H206ZM211 165V164H210ZM1 166V163H0ZM74 166V165H73ZM84 166V165H83ZM86 166V165H85ZM92 166V165H91ZM119 166V165H118ZM159 166V165H158ZM182 166V165H181ZM192 166V165H191ZM218 166V164H217ZM20 167V166H19ZM148 167V166H147ZM185 167V166H184ZM202 167V166H201ZM200 167V168H201ZM212 167V166H211ZM216 167V166H215ZM41 168V167H40ZM71 167H68V169H70ZM95 168V167H94ZM93 168V169H94ZM98 168V170L102 169V166L100 163H98V166L96 167ZM134 168V167H133ZM204 169L206 167H203ZM201 168V170L203 169ZM208 168V167H207ZM23 169V168H21ZM73 169V167H72ZM130 169V168H129ZM182 169V167L180 168ZM210 169V168H209ZM213 169V168H212ZM215 169V168H214ZM217 169V168H216ZM215 169V170H216ZM19 170V169H18ZM157 170V169H156ZM190 170V169H188ZM193 170V169H192ZM197 170V169H196ZM195 170V171H196ZM200 170V169H198ZM206 170V169H205ZM233 170V169H232ZM256 170V169H255ZM260 170V169H259ZM78 171V170H77ZM217 171V170H216ZM223 171V170H222ZM225 171V170H224ZM160 172V171H159ZM190 172V171H189ZM194 172V171H191ZM199 172V171H196ZM215 172V171H214ZM227 172V171H225ZM28 174L24 175L25 173L23 172L21 175H19V179L20 181H23V183L28 182L27 177L34 175L37 176L38 175V171H29L27 172ZM34 173V174H33ZM188 173V172H187ZM186 173V174H187ZM195 173V172H194ZM209 173V170L208 172ZM220 173V172H218ZM4 174V173H3ZM200 174V173H199ZM198 174V175H199ZM202 174V172H201ZM200 174V175H201ZM230 174V173H229ZM235 174V173H234ZM233 174V175H234ZM241 174V175H242ZM247 174V175H248ZM264 174V173H263ZM49 175V174H48ZM147 175V174H146ZM191 175V174H190ZM196 175V174H195ZM213 175V174H212ZM232 175V174H231ZM251 175V174H250ZM261 175V174H260ZM163 176H166V174H164ZM186 176V175H185ZM207 176V174H206ZM215 174L212 177L211 180V184H210V179L208 181H203V183H201L200 185H203V189H201V191L203 192L204 189H207L209 187L210 188H214L216 189V192L214 194H209L207 196L208 199H204L205 203L201 208H198V211H193V210H188V211H182L180 214V217L175 218H170V223H169V227L168 229H172L174 233L175 231L178 230H182V229H190L191 231H195V235H197L199 237V233L201 231H203L204 233L206 232L205 236L212 238V237H217L215 243H214V248H215V253H216V259H215V263L212 264H264V228H255L253 224L251 226H248L244 223V221L252 218L251 221H253L255 223V220H257V217L260 215H262L261 211H257V212H249L248 210L242 209L241 207V211H235L232 212L230 211L229 208L226 207V205L217 204V200L216 197H220V195L217 192H220L222 194H224L225 196H229L228 194H230L231 192L234 191H239L237 189L240 185L239 183H231V182H227L225 179L223 180H216L213 181V178H215ZM227 176V175H225ZM238 176V175H236ZM150 177V176H149ZM155 177V176H154ZM152 177V178H154ZM178 177V176H177ZM234 177V176H233ZM239 177V176H238ZM12 178V177H10ZM166 178V177H163ZM161 179L160 182H162L161 187H162V192H161V196L162 198H167V197H172V196H176V195H180L182 194L181 192H185L188 188H182L176 191V188L173 187L169 182H164V179ZM197 178V177H195ZM206 177H203V179ZM208 178V176H207ZM223 178V177H222ZM230 178V177H228ZM245 178V176H244ZM6 180H9V174L5 175ZM86 179V178H84ZM188 179V178H187ZM241 179V178H239ZM2 180V179H1ZM117 180V179H116ZM202 180V179H200ZM261 180V181H260ZM19 181V182H20ZM92 181V180H91ZM159 181V180H158ZM165 181H169V180H165ZM176 181V180H175ZM218 181V182H217ZM232 181V180H231ZM240 181V180H239ZM243 181V179H242ZM249 181V180H248ZM2 182V181H1ZM18 182V183H19ZM90 181L88 180L87 183H89ZM97 182V181H96ZM197 182V181H196ZM195 182V183H196ZM204 182H209L208 183V187H204L206 183ZM217 182V183H216ZM257 182L260 183L261 186L264 185V177L262 179L257 180ZM30 183H32L30 181ZM84 183V182H83ZM145 183L148 185L147 188H145ZM174 183V182H173ZM250 183H255V181H252ZM197 184V183H196ZM243 184V183H242ZM4 185V184H3ZM159 185V186H158ZM195 185V184H194ZM193 185V186H194ZM198 185V184H197ZM198 185V187L200 186ZM207 185V184H206ZM248 185V184H247ZM254 185V184H253ZM259 185V186H260ZM9 186V185H8ZM36 186V185H35ZM34 186V187H35ZM94 186V184H93ZM250 186V185H249ZM5 187V186H4ZM17 187V186H16ZM31 187L30 186V190ZM37 187V186H36ZM36 187L35 191L36 190ZM41 188V186H39ZM85 187V186H84ZM83 187V188H84ZM88 187V185L86 186ZM91 187V186H90ZM160 187V188H161ZM177 187V185H176ZM245 187V186H244ZM247 187V186H246ZM256 187V186H255ZM23 188V187H22ZM29 188V187H27ZM26 188V189H27ZM261 188V187H260ZM263 188V187H262ZM17 189V188H16ZM89 189V188H88ZM190 189V188H189ZM192 189V188H191ZM252 189V188H251ZM40 190V189H38ZM87 190V189H86ZM211 190V189H210ZM243 191H239L238 193H245L247 194V190H245L242 187ZM28 191V189H27ZM83 191V190H82ZM91 191V190H90ZM150 191V190H148ZM147 191V192H148ZM260 190L255 189L254 192L256 194H258ZM263 191V190H262ZM18 191H16L17 194ZM20 192V191H19ZM34 192V191H33ZM39 192V191H37ZM138 192H132L131 194H134L137 196ZM189 192H194V190L189 191ZM15 193V192H14ZM40 193V192H39ZM56 193V192H55ZM96 193V192H95ZM136 193V194H135ZM149 193V192H148ZM197 193V192H196ZM201 193V192H200ZM199 193V194H200ZM208 193V192H207ZM206 193V194H207ZM236 193V192H235ZM264 193V191H263ZM233 194V193H232ZM15 195V194H14ZM40 195V194H39ZM38 195V196H39ZM194 195V194H193ZM198 195V194H197ZM231 195V194H230ZM260 195V194H258ZM42 196V195H40ZM149 196V194H148ZM153 196V195H152ZM160 196V197H161ZM245 196V195H244ZM253 196V195H252ZM20 197V196H18ZM145 197V196H144ZM173 197V198H174ZM180 197V196H179ZM241 197V196H240ZM258 197V196H257ZM264 197V195H263ZM2 198V197H1ZM14 198V197H13ZM16 198V197H15ZM14 198V199H15ZM102 198V197H101ZM233 198V197H231ZM256 198V197H255ZM262 198V197H261ZM12 199V198H10ZM18 199V198H17ZM22 199V198H21ZM57 199V198H56ZM64 199V198H63ZM67 199V198H66ZM70 199V198H69ZM107 199V197H106ZM244 199V198H243ZM19 200V199H18ZM39 200V199H38ZM59 200V199H57ZM56 200V201H57ZM61 200V199H60ZM59 200V202H60ZM72 200V199H71ZM245 200V199H244ZM63 201V200H62ZM122 201V200H121ZM148 201V200H147ZM239 201V200H238ZM247 201V200H246ZM69 202V201H67ZM203 202V201H202ZM230 202V201H229ZM248 202V201H247ZM251 202V201H250ZM264 202V201H263ZM262 202V203H263ZM122 204H124L125 202H121ZM257 203V202H256ZM32 204V203H31ZM158 204V203H157ZM169 204V203H168ZM232 205V202L230 203ZM249 204V203H246ZM252 204V203H250ZM255 204V203H254ZM61 205V204H60ZM188 205V204H187ZM196 205V204H195ZM260 205V204H259ZM258 205V206H259ZM162 206V205H161ZM197 206V205H196ZM251 206V205H250ZM253 206V204H252ZM257 207V205H254ZM237 207V206H236ZM66 208V207H65ZM84 208V207H83ZM101 208V207H100ZM233 208V207H232ZM167 209V208H166ZM252 209V208H251ZM261 209V208H260ZM28 210V209H26ZM254 211V210H253ZM68 212V211H67ZM70 212V211H69ZM68 212V213H69ZM78 213V212H77ZM131 213V212H130ZM136 213V212H135ZM209 215L205 218L202 217V215ZM40 215V214H39ZM65 215V214H64ZM80 215V214H79ZM78 215V216H79ZM84 216V214H82ZM86 215V214H85ZM137 215V213H136ZM30 216V215H29ZM43 216V214H42ZM54 216V215H53ZM70 216V215H69ZM115 216V217H114ZM114 216H111L112 218H117V215L115 213ZM163 216V215H162ZM171 216V215H170ZM57 220H56V224L55 225H60L63 223V221H65V216H56ZM82 218V220H80V218H78V221H76L74 224L75 226H83L84 223H87L88 225V221L86 222L85 218L82 216H79ZM138 217H140L138 215ZM190 217V218H189ZM264 217V216H263ZM76 218V217H74ZM133 218V217H132ZM161 218V217H160ZM55 219V218H54ZM53 219V220H54ZM134 219V218H133ZM168 219V218H167ZM166 220V219H165ZM172 221V222H171ZM46 222V221H45ZM252 222V223H253ZM257 222H260V220H257ZM52 223V222H51ZM90 223V220H89ZM261 223V222H260ZM69 224V223H68ZM92 224V223H91ZM97 224V223H96ZM95 224V225H96ZM100 224V223H99ZM258 224V223H257ZM6 225V224H5ZM4 226V224H3ZM71 226V225H70ZM239 228H238V227ZM50 227V226H49ZM55 227V226H52ZM60 227V226H58ZM101 227V226H100ZM235 227H237L238 229L235 230ZM257 227V226H256ZM7 228V227H6ZM38 228V227H37ZM62 228V227H61ZM64 228V227H63ZM11 229V228H10ZM49 229V228H48ZM51 229V228H50ZM83 229V228H82ZM7 230V229H6ZM25 230V229H24ZM11 231V230H10ZM77 231V230H76ZM75 231V233H76ZM229 231V232H228ZM9 232V231H8ZM13 232L14 229H13ZM51 232V231H50ZM1 233V232H0ZM10 233V232H9ZM44 233V232H43ZM194 233V232H193ZM3 234V233H2ZM7 234V233H6ZM14 234V233H13ZM12 234V235H13ZM42 234V233H41ZM57 234V233H56ZM78 234L80 235V233L78 232ZM176 234V233H175ZM174 234V235H175ZM182 235H185V233H181ZM199 234V235H198ZM19 235V234H18ZM22 235H24V233H22ZM21 235V236H22ZM55 235V234H53ZM78 235V236H79ZM192 235V233H191ZM194 235V236H195ZM204 235V234H203ZM43 236V234H42ZM47 236H49L47 234ZM41 237V236H40ZM46 237V236H45ZM54 237V236H53ZM81 237V236H79ZM78 237V238H79ZM87 237V236H86ZM193 237V236H192ZM196 237V236H195ZM201 237V236H200ZM10 238H12V236H6V235H0V247L3 245V243L7 242ZM59 238V237H57ZM69 238V237H68ZM194 238V237H193ZM50 238H48L49 240ZM54 239V238H53ZM56 239V238H55ZM81 239V238H79ZM78 239V242L80 241ZM206 239V238H205ZM252 239V240H251ZM41 240V239H40ZM67 240V239H66ZM199 240V238H198ZM207 240V239H206ZM251 240V241H250ZM83 241V240H82ZM91 241V240H90ZM105 241V239H104ZM200 241V240H199ZM213 241V242H214ZM57 242V241H56ZM67 242V241H66ZM195 242V240L193 241ZM208 242H212V241H208ZM208 242H206V244H208ZM8 243V242H7ZM61 243V242H60ZM82 243V242H81ZM79 243V244H81ZM87 242H84L80 245L81 249H80V253L79 256L77 258H75V263H81L84 264L86 262H88L89 260H91L90 264H102L101 262H103L104 257L102 256L101 252H102V248H103V244H100V250L98 251L97 248H95L96 250L93 252H91L88 248V246H86L85 244ZM37 245H39V243H36ZM45 244V242H44ZM47 244V243H46ZM52 244V243H51ZM59 244V243H58ZM78 244V243H77ZM186 244V243H185ZM41 245V244H40ZM39 245V246H40ZM53 245V244H52ZM63 245V244H62ZM68 245V244H67ZM70 245V244H69ZM94 245V244H93ZM194 245V244H193ZM199 245V244H198ZM24 246V245H23ZM26 246V245H25ZM24 246V247H25ZM29 246V245H28ZM66 246V245H65ZM77 246V245H75ZM92 246V245H91ZM98 246V245H97ZM205 246V245H204ZM210 246V245H209ZM212 246V245H211ZM210 246V247H211ZM9 247H12L9 245ZM69 247V246H68ZM196 247V246H195ZM7 248V247H6ZM23 248V247H22ZM40 248V247H39ZM38 248V251L41 249ZM44 248V247H43ZM47 248V247H46ZM59 248V247H58ZM63 248V247H62ZM90 248V247H89ZM94 248V247H93ZM192 248V247H191ZM199 248L200 251H205L203 250L204 247H197ZM206 248V247H205ZM209 248V247H208ZM9 249V248H8ZM51 249V248H50ZM71 249V248H70ZM78 249V248H77ZM186 249V248H184ZM196 249V248H195ZM211 249V248H210ZM213 249V248H212ZM3 250V249H2ZM13 250V249H12ZM11 250V251H12ZM45 250V249H44ZM56 250V249H55ZM41 251V250H40ZM75 251V250H74ZM189 250H187L186 252L188 253ZM48 252V251H47ZM47 252L45 254H47ZM52 252V251H51ZM56 252V251H55ZM96 252L98 253L97 255L94 256V254H96ZM155 252V251H154ZM157 252V249H156ZM210 252V251H209ZM10 253V252H9ZM62 251L61 254L58 253V256L62 255ZM66 253V252H65ZM213 253V252H212ZM34 254V252H33ZM42 254V253H40ZM49 254V253H48ZM52 254V253H50ZM68 251H67V255H68ZM145 254V253H144ZM149 254V253H148ZM179 253H177V251H173L172 254L167 258L164 257L163 255H159L157 253H153L151 252V257H152V261L154 264H171V262H176L177 260H179L180 258H182V256H178ZM185 254V253H184ZM203 254V253H201ZM233 254V256H232ZM3 255V254H2ZM36 255V254H34ZM124 255V254H123ZM180 255V254H179ZM198 255L196 250H193L190 254L186 255V257L189 259L190 262H192L193 260H197L198 259ZM31 256V255H30ZM41 256V255H40ZM49 256V255H48ZM149 256V255H146ZM145 255H140L139 257H137L134 260H131L130 262H128V260L126 262H128L127 264H145L144 263V257H146ZM185 256V255H184ZM32 257V256H31ZM34 257V256H33ZM43 257V256H42ZM117 257V256H116ZM119 257V255H118ZM117 257V258H118ZM185 257V258H186ZM200 257V256H199ZM208 257V256H207ZM29 258V257H28ZM46 258V255H45ZM48 258V257H47ZM53 258V257H52ZM58 258V257H57ZM65 258V257H64ZM70 258V257H69ZM120 258V257H119ZM126 258V257H125ZM204 258V257H203ZM214 258V256H213ZM33 258H31L32 261ZM40 258H38L39 261ZM51 259V258H50ZM122 259V258H121ZM129 259V258H128ZM205 259V258H204ZM208 259V258H207ZM25 260V259H23ZM72 260V258H71ZM70 260V261H71ZM34 261V260H33ZM52 261V260H51ZM121 261V260H120ZM119 261V263H120ZM125 260H122L121 264H125L124 262ZM188 261V262H189ZM199 261V260H198ZM5 262V261H4ZM30 262V259H29ZM35 262V261H34ZM46 262V261H44ZM64 262V261H63ZM116 260H107L106 264H118L115 263ZM202 262V261H201ZM206 262V261H205ZM212 262V261H211ZM31 263V262H30ZM42 263V262H40ZM52 263V262H51ZM72 263V262H71ZM23 264V263H22ZM44 264V263H42ZM48 264H50L48 262ZM62 264V263H61Z\"/></svg>","mask_w":264,"mask_h":264},{"label":"water","instance_id":"3","mask_svg":"<svg viewBox=\"0 0 264 264\" xmlns=\"http://www.w3.org/2000/svg\"><path fill=\"white\" fill-rule=\"evenodd\" d=\"M142 72L144 75L149 76V77H171L175 80H178L180 82L183 83H187V84H191V85H197L201 88V90L205 93L208 94L207 92V87L209 86V82L205 77L199 76L195 73L192 72H187V71H179V70H170L168 68H165L161 65H148V66H144L142 68ZM219 97H224L225 95H218ZM26 98H31L29 97V95H24L23 99ZM9 99V98H8ZM263 141V140H262ZM251 140H243V141H235L234 143L230 144V145H238V144H243L246 143L250 146H253L254 144ZM261 146H264L261 145ZM230 147V146H229ZM228 147V148H229ZM209 183V182H208ZM211 183V181H210ZM144 263L145 264H154L152 261V257L151 256H146L144 257Z\"/></svg>","mask_w":264,"mask_h":264},{"label":"snow or ice","instance_id":"4","mask_svg":"<svg viewBox=\"0 0 264 264\" xmlns=\"http://www.w3.org/2000/svg\"><path fill=\"white\" fill-rule=\"evenodd\" d=\"M109 127H111L110 125H109ZM116 130L115 129H113V132H115ZM17 179H19V177H17ZM21 183H23V181H21ZM29 187H30V185H29ZM41 195H43V193H41ZM44 199L45 200H47L48 199V197L47 196H44Z\"/></svg>","mask_w":264,"mask_h":264}]
</instances>
